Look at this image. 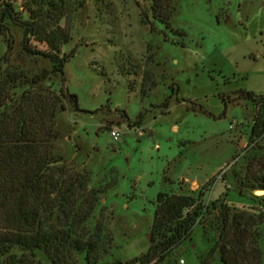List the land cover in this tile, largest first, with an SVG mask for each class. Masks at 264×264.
<instances>
[{"label": "rangeland", "instance_id": "obj_1", "mask_svg": "<svg viewBox=\"0 0 264 264\" xmlns=\"http://www.w3.org/2000/svg\"><path fill=\"white\" fill-rule=\"evenodd\" d=\"M79 1L61 47L72 53L62 70L79 110L67 102L57 113L54 152L70 174L84 173L88 188L104 191L85 224L111 238L96 264L126 263L146 251L160 191L211 189L204 204L224 203V192L229 206L254 204L248 191L247 198L235 192V179L258 150L249 143L253 107L245 100L224 106L220 96L264 91V0H173L170 27L155 21L154 31L139 20L149 0ZM9 34L12 48L2 69L32 75L46 67L20 54L18 27L9 26ZM5 49L0 35V56ZM21 89L11 88L9 96L17 98ZM139 113L141 122L129 126ZM212 223L210 215L194 227L193 239L172 251L173 264L180 258L199 264ZM260 230L264 264V222ZM77 264L86 262L79 257Z\"/></svg>", "mask_w": 264, "mask_h": 264}, {"label": "trees", "instance_id": "obj_2", "mask_svg": "<svg viewBox=\"0 0 264 264\" xmlns=\"http://www.w3.org/2000/svg\"><path fill=\"white\" fill-rule=\"evenodd\" d=\"M16 1L0 0V35L6 43L0 56V264H43L39 255L47 264H77L79 257L96 264L108 252L105 242L111 238L102 228L91 232L85 224L104 191L88 188L84 173L70 174L63 157L54 152L57 113L67 102L79 110L62 70L72 53L63 54L61 47L70 39L65 24L80 1L20 0L19 5ZM173 10V0H149L140 8L139 20L152 31L155 21L168 28ZM11 25L21 30L20 54L45 61L46 67L32 75L17 67L2 69L12 48ZM18 87H22L18 97L9 96L11 88ZM220 97L224 106L245 100L253 107L249 143L258 150L235 179V192L246 197L248 191L254 204L237 207L218 200L204 204L203 190L197 195L160 191L146 251L115 264H173L172 251L191 241L194 227L210 215L213 234L206 239L209 247L199 264H260L264 193L254 191H264V91L239 89L233 96ZM123 116L127 118L124 112ZM141 117L139 113L133 123L126 122L139 124Z\"/></svg>", "mask_w": 264, "mask_h": 264}, {"label": "built area", "instance_id": "obj_3", "mask_svg": "<svg viewBox=\"0 0 264 264\" xmlns=\"http://www.w3.org/2000/svg\"><path fill=\"white\" fill-rule=\"evenodd\" d=\"M109 134L114 140H116L119 136V131L115 127H113L109 130ZM177 264H184V259L180 258Z\"/></svg>", "mask_w": 264, "mask_h": 264}, {"label": "crops", "instance_id": "obj_4", "mask_svg": "<svg viewBox=\"0 0 264 264\" xmlns=\"http://www.w3.org/2000/svg\"><path fill=\"white\" fill-rule=\"evenodd\" d=\"M210 191H211V189H206V190H203V196L201 197V201L203 202V203H206V201H208L209 199H211V197H209V195H210ZM208 192V197L207 198H205L204 196H205V194ZM243 198H247V197H243ZM224 202H230L229 201V199H228V194H227V196H226V198L224 199ZM252 205V204H251ZM242 206H248L247 204H244V205H242ZM241 206V207H242Z\"/></svg>", "mask_w": 264, "mask_h": 264}, {"label": "bare ground", "instance_id": "obj_5", "mask_svg": "<svg viewBox=\"0 0 264 264\" xmlns=\"http://www.w3.org/2000/svg\"><path fill=\"white\" fill-rule=\"evenodd\" d=\"M258 193H261L262 194L263 192L262 191H259Z\"/></svg>", "mask_w": 264, "mask_h": 264}, {"label": "water", "instance_id": "obj_6", "mask_svg": "<svg viewBox=\"0 0 264 264\" xmlns=\"http://www.w3.org/2000/svg\"><path fill=\"white\" fill-rule=\"evenodd\" d=\"M262 192L264 193V191H263V190H262ZM256 194H258V193H257V190H256Z\"/></svg>", "mask_w": 264, "mask_h": 264}]
</instances>
